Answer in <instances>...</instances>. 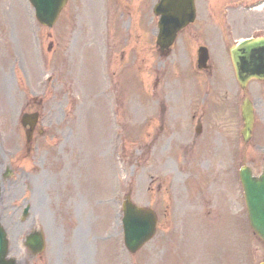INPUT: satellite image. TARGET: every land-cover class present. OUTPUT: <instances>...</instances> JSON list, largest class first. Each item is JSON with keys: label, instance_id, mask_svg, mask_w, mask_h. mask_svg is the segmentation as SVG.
Listing matches in <instances>:
<instances>
[{"label": "rangeland", "instance_id": "rangeland-1", "mask_svg": "<svg viewBox=\"0 0 264 264\" xmlns=\"http://www.w3.org/2000/svg\"><path fill=\"white\" fill-rule=\"evenodd\" d=\"M156 1L70 0L63 10L58 25L53 28L58 39V33L66 32L61 49L57 51L61 58L57 54L52 58L57 74H61V82L66 85L68 98L65 117L61 122L54 121L48 136L39 141L38 153L44 157L45 164L35 157L32 158L33 166L32 161L22 166L33 177L34 200L49 197L52 210L54 202L65 205L66 248L78 237L80 245L88 251L86 264H259L264 261V242L249 224L239 168L247 164L255 173L261 172L264 128L254 140L245 144L239 132L243 126L239 104L238 108L234 102L229 104L233 100L231 96L228 95L224 115L208 109L206 112L211 123V135L206 136V164L209 166L206 168V195L203 196L206 200L199 204L184 197L175 199L171 188V182L174 185L173 150L186 136L180 133L174 145L167 146L171 138L170 124L174 123L171 120H176L170 86L165 87L168 128L161 135L156 128L160 112L157 98L149 92L146 96L143 94L144 86L152 87L154 65L161 59L155 53L151 37L156 23L153 13ZM206 1L215 5L211 0H199L200 5L203 4L199 6L202 19H206ZM225 2L222 0L223 10L210 15L211 23L216 24V18L221 21ZM32 9L27 0H0L2 19L18 30L22 23L35 24ZM253 10L258 14L252 15L241 7L234 12L236 17L241 15L245 21L255 23L250 28H256L257 21L258 27L264 29V7ZM91 25L93 31L88 27ZM239 26L235 28L242 34L245 27ZM110 31L113 33L109 43L112 84L107 94L98 81L103 70H99V57L94 50L100 42L99 37ZM174 53H178L177 47ZM213 58L223 86L235 91L233 70L224 43L214 47ZM144 65L147 76L142 75ZM160 68V73L165 74V68ZM173 71L168 68L167 77ZM79 74H82V94L77 85L75 91L80 98L76 99L71 89L74 91L72 83ZM162 93L161 87L157 97ZM244 95L258 102L259 120H264V83L251 82L242 98ZM92 102L97 108H93ZM110 108L116 110L115 119V112ZM52 111L56 112L52 113V120H57L58 109ZM202 111L201 107L198 116ZM181 118L182 124L190 120ZM61 134L68 138L67 148L73 145L80 148L79 152L82 150V157L78 152L80 167L77 170L74 148L70 154L68 149L64 151L65 161L59 157L63 153ZM145 142L148 148H154V156L150 155L146 164L141 154ZM201 156L205 157L202 142L194 157ZM158 175L163 181L162 189L152 180ZM17 190L22 192V189ZM128 192L136 203L155 208L159 215L156 235L136 254L129 253L123 241L121 203ZM181 193L185 194L186 189L181 188ZM71 248L74 253L65 251L64 264H78L80 251L76 245Z\"/></svg>", "mask_w": 264, "mask_h": 264}, {"label": "flooded vegetation", "instance_id": "flooded-vegetation-1", "mask_svg": "<svg viewBox=\"0 0 264 264\" xmlns=\"http://www.w3.org/2000/svg\"><path fill=\"white\" fill-rule=\"evenodd\" d=\"M156 24V23H155ZM233 29L232 23L228 22L226 27L220 22L211 31L206 19H199L185 28L177 35L175 46H178V53L165 54L169 57L173 55L172 62L186 61L187 67L177 68L174 74V97L178 101L174 107L176 128L181 122L186 112L190 118L187 122L186 138L177 143L174 149V173L173 182L176 200L186 198L193 202L206 200V136L209 134L210 126L206 127V112L212 111L217 115L226 113V101L228 94L223 83L213 67L211 55L213 47L210 38L217 32L225 33L226 28ZM60 38H64L66 32L58 33ZM27 35V34H26ZM157 28L154 27L151 37L156 39ZM115 38V36H114ZM110 39L113 40V33L110 31ZM217 37L212 39L215 41ZM196 44V45H194ZM61 49V44H58ZM206 47L209 53L208 67L198 69L197 76L192 86L182 85L183 72L193 64L194 57L198 58L199 48ZM195 47V51L193 49ZM51 45L49 49L51 50ZM33 45L29 36H22L17 27H8L7 22L0 20V179L2 183L8 185L9 196L7 203L0 202V220L6 222L7 232L10 240V254L15 259V264H63L64 255L61 252L64 240L62 238L61 226L64 219V212L60 203H54L51 207L48 197L34 200L33 177L30 172L20 169V164L26 157H34L32 152L35 148L39 150L38 141L49 132L53 121L60 122L65 116V106L67 103V89L64 82L55 80L51 82L47 70L36 69L33 58ZM157 49V48H156ZM160 50V49H159ZM163 54V53H160ZM164 55V54H163ZM182 64V62L180 63ZM213 64V65H212ZM169 65L166 68V72ZM63 68H61L62 70ZM160 66L153 69L155 74L154 91L156 92L161 79L165 76L161 72L157 78ZM56 73L55 67L52 74ZM143 73L148 75L147 67L144 65ZM187 78L189 76L187 75ZM182 103L186 100L187 105ZM237 97H235V101ZM256 114H260L258 102L254 101ZM159 104H163L159 100ZM184 106L186 110L184 111ZM203 108L201 115L198 111ZM53 109H58V120H52ZM166 106L161 114V131L167 125ZM39 113L38 122L32 117L24 119L25 113ZM54 114V113H53ZM25 120V121H24ZM26 122H28L26 124ZM219 124V122L217 123ZM264 128V120H256L255 131L258 134ZM30 133L28 139L27 134ZM173 138H177L175 131ZM159 135L157 136V138ZM172 141V139H170ZM200 142L204 145L205 157L199 159L194 157L197 154ZM156 144L155 142L153 145ZM152 151L144 143L142 155L146 160L147 152ZM39 161L44 159L38 157ZM8 174L20 176V181L12 182L7 180ZM181 188L186 189V193H181ZM6 189V187H5ZM22 189V192L17 190ZM41 226L47 231L46 245L51 244L53 250L58 246L57 258L53 259L48 254L46 247L42 253L35 254L31 246L36 243Z\"/></svg>", "mask_w": 264, "mask_h": 264}, {"label": "water", "instance_id": "water-1", "mask_svg": "<svg viewBox=\"0 0 264 264\" xmlns=\"http://www.w3.org/2000/svg\"><path fill=\"white\" fill-rule=\"evenodd\" d=\"M36 8L38 18L45 23H53L62 6L67 0H31ZM171 10L175 8L177 14L165 13L163 17V45L168 46L174 33L188 20L194 17L192 0L168 1ZM232 58L238 78L243 87L252 77L264 78V38L246 40L232 48ZM245 127L243 135L245 141L251 137L253 125V111L251 103L246 99L242 106ZM240 177L244 187L245 198L251 226L264 240V171L260 176H254L251 168L243 166ZM124 230L126 245L132 252L137 251L155 233L157 219L151 210L138 207L127 196L124 201ZM4 239V237H3ZM6 239L2 242L3 254L7 251Z\"/></svg>", "mask_w": 264, "mask_h": 264}, {"label": "bare ground", "instance_id": "bare-ground-1", "mask_svg": "<svg viewBox=\"0 0 264 264\" xmlns=\"http://www.w3.org/2000/svg\"><path fill=\"white\" fill-rule=\"evenodd\" d=\"M83 253H84V251H83Z\"/></svg>", "mask_w": 264, "mask_h": 264}]
</instances>
